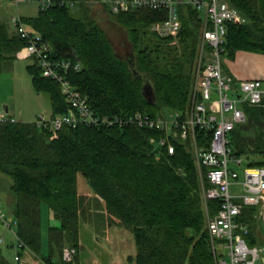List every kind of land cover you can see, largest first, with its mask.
Here are the masks:
<instances>
[{
	"label": "trees",
	"instance_id": "obj_1",
	"mask_svg": "<svg viewBox=\"0 0 264 264\" xmlns=\"http://www.w3.org/2000/svg\"><path fill=\"white\" fill-rule=\"evenodd\" d=\"M227 2L241 11L246 22L227 26L225 56L235 59L240 51L264 54V0ZM77 7L86 15H73L72 8ZM166 17V11L160 10L116 14L106 6L78 3L73 7L39 5L37 15L23 16V20L42 35L50 58L81 63L67 77L96 114L112 116L137 110L156 114L161 109H185L190 102L202 17L194 9L182 7V27L175 39L150 30L152 23ZM104 22L124 31L122 52ZM25 46L17 31L0 20V73ZM29 59L33 60L28 65L33 85L37 92L48 95L51 117L69 113L70 104L59 82L44 77L39 58ZM145 82L153 88L156 105L143 95ZM243 109L246 121L229 134L233 155L244 157L247 166L264 167V106L245 104ZM52 134L50 127H39L35 121L0 123V178L2 174L11 178L10 190L15 196L11 213L17 221L21 248H29L51 263L62 262L63 247L72 246L77 252L71 264H77L81 222L92 218L89 196H93L101 200L110 227L132 233L136 253L130 260L134 264H215L202 192V186L210 183L201 177L188 142H176V150L170 154L166 148L156 147L153 139L159 133L133 125L66 124L56 138ZM79 173L92 192L79 191ZM1 193L0 184V201ZM219 202L208 200L212 214L218 211ZM44 205L57 221L48 229L47 254L42 250ZM258 212L259 206L243 205L237 217L240 225L248 227L245 239L253 246L264 236ZM260 239L264 243V237ZM1 249L0 264H15Z\"/></svg>",
	"mask_w": 264,
	"mask_h": 264
},
{
	"label": "built area",
	"instance_id": "obj_2",
	"mask_svg": "<svg viewBox=\"0 0 264 264\" xmlns=\"http://www.w3.org/2000/svg\"><path fill=\"white\" fill-rule=\"evenodd\" d=\"M15 6L21 2H36L42 8L55 5L73 7L78 3L106 6L111 12H127L136 9L166 11L167 17L151 24L150 30L160 37H178L181 27V9L190 7L202 17L201 38L195 67V84L190 102L185 109H161L156 114L141 110L132 114L99 116L89 106L87 98L73 86L67 73L72 67L78 70L81 63L57 61L50 58L49 47L42 35L30 29L21 15L11 18L15 31L26 41L17 52L19 58L36 56L40 59L43 75L56 79L70 104V112L47 118L39 115L35 121L39 127H50L52 137L66 124L109 125L126 127L133 125L159 133L153 139L156 147H164L170 154L176 150V142H188L194 154L201 177L210 186H202L206 211V225L215 264H256L264 257V247L248 244L246 225H240L237 217L242 206H259L258 217L264 220V167L247 166L242 156L233 155L230 132L245 122L243 106H264V77L241 79L224 69L227 26L244 23L246 17L227 0H10ZM16 121L7 112H0V123ZM209 199H218L215 214L208 208ZM2 224L17 237V221L0 209ZM3 242V238H0ZM77 249L65 245L62 262L43 264H71ZM16 260L19 256L15 257Z\"/></svg>",
	"mask_w": 264,
	"mask_h": 264
},
{
	"label": "rangeland",
	"instance_id": "obj_3",
	"mask_svg": "<svg viewBox=\"0 0 264 264\" xmlns=\"http://www.w3.org/2000/svg\"><path fill=\"white\" fill-rule=\"evenodd\" d=\"M38 10L39 4L36 2H21L18 6H15L10 0H0V20L8 23L10 29H13L11 25L12 16L18 14L25 17L35 16ZM72 14L75 16L86 15L85 10L79 7L72 8ZM104 27L117 49L122 52V48H124L123 45L125 46V42H123L125 40L124 31L119 26L110 22L108 24L104 22ZM223 58L225 69H227L228 64L231 63L233 59H229L226 56ZM32 62V59L17 57L11 66L4 67L3 71L0 73V106L1 108L9 106L10 110L15 113L14 117L17 120H20L21 115L23 118L21 119L22 121L35 120L41 114L45 115L47 118L51 116V103L48 95L37 92L33 85L32 76L28 70V65ZM10 182V177L3 174L1 175L0 184L4 193L7 191V187H10ZM78 189L82 193H86L87 191L92 192L86 178L81 173L78 174ZM89 197V211L92 218L89 222L86 220H82L81 222V248L77 264H134V262L130 260V256H135L136 253L132 233L125 229L128 233V239L125 238V240H123L124 243H119V241L113 237V234H111L112 237H109L110 235L108 236V234L111 233L114 228L108 225L104 206L101 200H95L93 196ZM44 207L47 206L44 205ZM1 209L3 212H6L3 208ZM48 211L50 210L48 209ZM263 221L264 220L261 218V225L264 230ZM55 223H57L56 220H48V217H44L42 221L44 236L48 231L47 228ZM263 237L264 236H261L260 238ZM260 238L255 246L264 247V243ZM1 248L5 256L12 258V254H9V250L7 251L3 245ZM11 250V253L14 252V254H16L14 249ZM256 264H264L263 257L258 259Z\"/></svg>",
	"mask_w": 264,
	"mask_h": 264
},
{
	"label": "crops",
	"instance_id": "obj_4",
	"mask_svg": "<svg viewBox=\"0 0 264 264\" xmlns=\"http://www.w3.org/2000/svg\"><path fill=\"white\" fill-rule=\"evenodd\" d=\"M21 17L23 19V16H21ZM13 30H14V28H13ZM224 69H225V65H224ZM225 71L228 73H231V74L235 75L237 78H241V79L264 77V54H257V53H252V52L240 51L237 53L235 59L231 60V63L228 64V68L225 69ZM2 111L7 112L9 114H13V116L15 115V113H13L10 110L9 106H4V108H1V106H0V112H2ZM21 119H23L22 115L20 116V120ZM29 121H34V120H29ZM14 205H15V196L11 192L10 187H7V191L5 193L3 192V189H2L0 209L3 208L8 213L7 214L5 212L6 215L9 216L10 218H13V219H14V217L11 213V210L13 209ZM47 208L48 207H44V206L42 207L41 224H42L44 217H48V220H50V219L55 220L53 218V213L51 211H48ZM259 211H260V207H259ZM209 212H210V210H209ZM258 215H259V212H258ZM258 219H259L260 225H261V218L258 217ZM0 224H1V226H0V238H3V242H0V246L3 245L7 251L9 250V254H12V258L5 256L7 259L14 262L15 264H43L40 262V260H39L40 258L37 257V255L33 251H31L29 248H21V246L18 245V240H17L16 236L14 235V233L11 231V229L5 227L1 222H0ZM55 224H57V223H55ZM55 224H52V225H55ZM113 228H114L113 231L111 233H109L108 236L110 235L109 237H112L111 234H113L114 235L113 237L115 239H117L119 241V243H124L123 240H125V238H127V235H128L127 231H125V229H122L119 227H113ZM48 229L49 228H47V230ZM42 233H43L42 250L45 254H47L48 253V231L46 232L45 236H44L43 230H42ZM11 249H14L16 251V254H14V252L11 253V251H12ZM16 256H19L18 260L15 259ZM60 256H61V254H60V252H58L57 258H59ZM57 258H55V259H57ZM78 259H79V257H78Z\"/></svg>",
	"mask_w": 264,
	"mask_h": 264
},
{
	"label": "water",
	"instance_id": "obj_5",
	"mask_svg": "<svg viewBox=\"0 0 264 264\" xmlns=\"http://www.w3.org/2000/svg\"><path fill=\"white\" fill-rule=\"evenodd\" d=\"M143 95L145 96V98L152 104L156 105L157 104V98L156 95L153 91V88L150 84H148L147 82H145V84L143 85ZM264 260V257H263Z\"/></svg>",
	"mask_w": 264,
	"mask_h": 264
},
{
	"label": "bare ground",
	"instance_id": "obj_6",
	"mask_svg": "<svg viewBox=\"0 0 264 264\" xmlns=\"http://www.w3.org/2000/svg\"><path fill=\"white\" fill-rule=\"evenodd\" d=\"M84 6V5H83ZM85 7V6H84ZM49 9V8H48ZM71 10V9H70ZM117 14V13H116ZM165 15V14H164ZM159 17H160V14H159ZM152 20V19H151ZM154 22V21H153ZM149 24V23H148ZM148 27V26H147ZM147 31H148V29H147ZM150 32V31H149ZM71 60V59H70ZM83 63V62H82ZM42 70V69H41ZM41 73V72H40ZM44 77H46V76H44ZM158 109V108H157ZM154 112H156V111H154ZM154 112H152V114L154 113ZM12 115V114H11ZM5 124V123H4ZM131 127V126H130ZM123 128V127H122ZM155 138V137H154ZM158 151V150H157ZM234 152V151H233ZM237 155V154H236ZM252 167V166H251ZM8 214V213H7ZM20 225V224H19ZM0 226H1V224H0ZM18 230V229H17ZM18 233V232H17ZM19 236V235H18ZM15 243V242H14ZM252 244V243H251ZM2 250V249H1ZM51 253V252H50ZM33 254V253H32Z\"/></svg>",
	"mask_w": 264,
	"mask_h": 264
}]
</instances>
